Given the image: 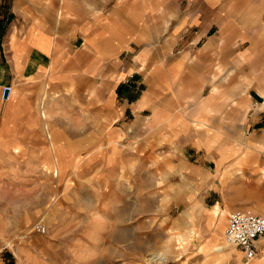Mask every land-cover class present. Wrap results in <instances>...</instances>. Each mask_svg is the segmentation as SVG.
Masks as SVG:
<instances>
[{"label":"rangeland","instance_id":"rangeland-1","mask_svg":"<svg viewBox=\"0 0 264 264\" xmlns=\"http://www.w3.org/2000/svg\"><path fill=\"white\" fill-rule=\"evenodd\" d=\"M11 2L1 0L0 35L14 17ZM43 80L13 86L10 103L0 96V118L8 116L0 135V257L6 264H244L223 232L234 209L264 214V119L254 123L253 106L242 108V128L233 135L165 139L136 135L126 124L127 135L109 140L112 121L96 111L102 105L85 101L76 114L73 89ZM248 92L242 88L243 97ZM54 93L68 96L62 109L51 108ZM194 126L207 131L202 123ZM90 129L99 134L91 136ZM222 149L225 158L213 159ZM180 157L194 168L179 166ZM37 223L44 232L34 229Z\"/></svg>","mask_w":264,"mask_h":264},{"label":"crops","instance_id":"crops-1","mask_svg":"<svg viewBox=\"0 0 264 264\" xmlns=\"http://www.w3.org/2000/svg\"><path fill=\"white\" fill-rule=\"evenodd\" d=\"M107 1L12 0L14 17L0 35L1 100L5 87L10 103L12 87L31 80L73 89L66 93L76 114L85 101L102 105L96 111L112 121L109 140L127 135L126 124L136 135L165 139L233 135L249 106L256 125L264 119V0H111L108 9ZM164 8L168 15L160 14ZM67 98L54 93L51 108L62 109ZM0 120L4 135L7 113ZM177 164L195 166L182 157ZM219 210L211 207V216ZM255 247L248 264H264V238Z\"/></svg>","mask_w":264,"mask_h":264},{"label":"built area","instance_id":"built-area-1","mask_svg":"<svg viewBox=\"0 0 264 264\" xmlns=\"http://www.w3.org/2000/svg\"><path fill=\"white\" fill-rule=\"evenodd\" d=\"M34 229L44 232L45 226L37 223ZM223 237L226 244L242 251L243 263L248 264L256 255L255 242L264 238V214L238 208L230 211Z\"/></svg>","mask_w":264,"mask_h":264},{"label":"water","instance_id":"water-1","mask_svg":"<svg viewBox=\"0 0 264 264\" xmlns=\"http://www.w3.org/2000/svg\"><path fill=\"white\" fill-rule=\"evenodd\" d=\"M8 92H9V88L8 87H5L4 88V91H3V97L4 98H7Z\"/></svg>","mask_w":264,"mask_h":264},{"label":"bare ground","instance_id":"bare-ground-1","mask_svg":"<svg viewBox=\"0 0 264 264\" xmlns=\"http://www.w3.org/2000/svg\"><path fill=\"white\" fill-rule=\"evenodd\" d=\"M228 245V244H227ZM219 249V248H218Z\"/></svg>","mask_w":264,"mask_h":264}]
</instances>
